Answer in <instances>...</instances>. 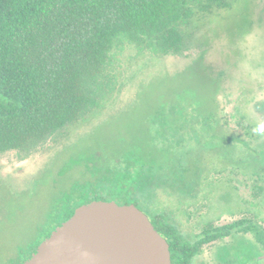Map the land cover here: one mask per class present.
<instances>
[{
	"label": "rangeland",
	"instance_id": "374dc122",
	"mask_svg": "<svg viewBox=\"0 0 264 264\" xmlns=\"http://www.w3.org/2000/svg\"><path fill=\"white\" fill-rule=\"evenodd\" d=\"M228 3L196 9L178 54L151 57L125 49L124 80L112 101L55 145L23 160L15 152L0 155V264H22L26 249L52 230V217L73 205L69 198L78 197L81 184L104 174L109 157L126 161L134 139L141 150H149L147 138L168 148L165 166L186 168L191 184L186 195L178 185L166 193L159 189L154 200L138 206L148 216L169 207L187 234L206 222L242 217L264 226V194L253 192L254 174L264 175V165L231 137L242 136L240 119L256 126L255 143L264 145V0ZM213 124L216 133L209 129ZM176 148L181 164L172 160ZM192 264H264V250L251 233L232 232L203 245Z\"/></svg>",
	"mask_w": 264,
	"mask_h": 264
},
{
	"label": "trees",
	"instance_id": "16d2710c",
	"mask_svg": "<svg viewBox=\"0 0 264 264\" xmlns=\"http://www.w3.org/2000/svg\"><path fill=\"white\" fill-rule=\"evenodd\" d=\"M228 2L0 0V155L15 152L23 160L55 145L112 101L124 80L120 60L125 49L151 57L178 54L196 9L208 11L209 3L227 7ZM218 121L213 119L215 125ZM237 123L242 136L232 134V143L264 165V145L255 143L256 126L240 119ZM214 124L209 129L216 133ZM130 142L127 160L109 157L105 173L81 184L78 199L69 198L75 201L73 205L52 217L55 225L92 200L139 206L154 200L159 189L166 193L176 185L179 194L186 195L185 187L191 185L185 182L187 169L165 166L168 148L156 147L148 138L143 144L149 150H141L136 139ZM253 143L261 149L256 150ZM172 160L181 164V149L176 148ZM254 175L253 192L263 196L264 175ZM156 211L149 218L169 243L171 264H192L203 245L232 232L251 233L264 250V226L258 220L242 217L221 225L206 222L200 231L187 234L169 207Z\"/></svg>",
	"mask_w": 264,
	"mask_h": 264
},
{
	"label": "water",
	"instance_id": "95a60500",
	"mask_svg": "<svg viewBox=\"0 0 264 264\" xmlns=\"http://www.w3.org/2000/svg\"><path fill=\"white\" fill-rule=\"evenodd\" d=\"M22 264H171V255L138 206L98 199L77 206Z\"/></svg>",
	"mask_w": 264,
	"mask_h": 264
},
{
	"label": "flooded vegetation",
	"instance_id": "af4514ba",
	"mask_svg": "<svg viewBox=\"0 0 264 264\" xmlns=\"http://www.w3.org/2000/svg\"><path fill=\"white\" fill-rule=\"evenodd\" d=\"M71 198H73V197H71ZM59 215H60V214H59ZM62 221H63V220H62ZM62 221H61V222H62ZM51 226H52V230H53L57 225H54V224L51 223ZM52 230H51V231H52ZM51 231H49L48 233L50 234ZM46 236H47V235H45L42 239H44ZM42 239H41V240H42ZM41 240H40V241H41ZM40 241H39L38 243H34L33 245H30V246L26 249L27 251H26L25 253H27L28 257H26L24 260H26L27 258H29V257L32 255V253L34 252V251H32V248L35 246V250H36V248H37L38 244L40 243ZM31 244H32V243H31ZM24 260H23V261H24ZM23 261H22V262H23ZM22 262H21V263H22Z\"/></svg>",
	"mask_w": 264,
	"mask_h": 264
}]
</instances>
